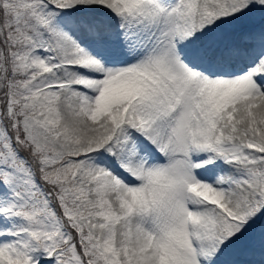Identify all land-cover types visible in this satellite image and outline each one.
Listing matches in <instances>:
<instances>
[{"label":"snow or ice","instance_id":"snow-or-ice-1","mask_svg":"<svg viewBox=\"0 0 264 264\" xmlns=\"http://www.w3.org/2000/svg\"><path fill=\"white\" fill-rule=\"evenodd\" d=\"M0 264H264V0H0Z\"/></svg>","mask_w":264,"mask_h":264}]
</instances>
